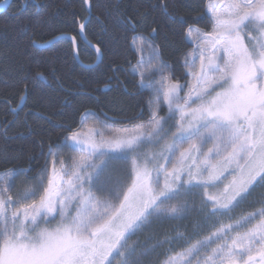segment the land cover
<instances>
[{
    "label": "snow or ice",
    "instance_id": "1",
    "mask_svg": "<svg viewBox=\"0 0 264 264\" xmlns=\"http://www.w3.org/2000/svg\"><path fill=\"white\" fill-rule=\"evenodd\" d=\"M83 6L91 12L92 0H83ZM160 7L167 11L166 0H161ZM209 7L205 24L211 31L202 32L187 22L181 29L189 38L197 32L203 41L194 52L184 54V83L174 71L171 78L165 77L171 65L163 59L155 41L158 30L147 23V17L123 18L122 23L131 28V46L141 52L147 48L158 61L154 75L160 80L148 84L139 72L143 60L133 66V74L141 77L139 86L153 94L134 118H147V123L131 139H104L97 132L102 138L96 141L93 128L82 129L90 118L105 126L111 118L86 110L82 119L67 127L55 153L49 150L50 176L46 167L34 190L15 191L16 177L23 170L5 167L0 173V264H113L114 251L122 264H141L136 248L127 246V234L154 219L177 218L187 204L174 206L170 201L194 188L200 189L208 210L206 220L212 221L215 231L183 254H163L167 255L163 264H178L179 257L198 254L211 243L217 246L196 264H264V206L236 223L239 228L256 221L243 233L233 234V225L213 219L233 212L256 188H264V0H229L227 20L212 0ZM84 28L85 24H79L81 32ZM69 39L75 44L77 37ZM93 47L103 54L98 45ZM111 70L115 73L119 68ZM49 71L55 74L57 69L50 64ZM163 101H167V115L160 114ZM141 135L157 143L171 136L172 142L165 143L159 154H144L141 160ZM76 148L81 155L69 157L71 171H66L59 157L65 149ZM105 149H118L120 154ZM177 153L171 168L159 162L171 163L167 155ZM120 158L131 160V169L124 181H112L106 175L109 163ZM12 162L4 160L5 165ZM229 168L234 178L225 185L221 177ZM99 193H108L111 200L105 203ZM34 199L38 203H27ZM57 219L54 229L41 227ZM179 264H192V260Z\"/></svg>",
    "mask_w": 264,
    "mask_h": 264
},
{
    "label": "trees",
    "instance_id": "2",
    "mask_svg": "<svg viewBox=\"0 0 264 264\" xmlns=\"http://www.w3.org/2000/svg\"><path fill=\"white\" fill-rule=\"evenodd\" d=\"M166 2L167 11L160 7L161 0H92L85 34L101 48L103 58L98 66L87 69L76 62L73 45L66 38L45 49L34 46L69 33L77 37L81 60L93 63L95 52L79 36V24L88 15L83 0H12L0 14V173L7 167L23 170L16 179L38 178L48 166L49 150L55 153L67 127L82 119L86 110L106 113L111 121L105 126L90 118L85 128L95 125L116 129L147 123V118H134L153 94L139 86L141 77L133 74V66L138 59L143 60L139 72L148 84L160 79L154 75L158 61L147 48L141 52L131 46V28L122 23L123 18L147 17V23L157 28L156 45L171 65L164 75L171 78L174 71L180 82H185L181 68L184 54L197 48L181 32L185 22L202 32L211 31L205 24L210 14L209 0ZM138 27L143 30L144 25ZM50 64L57 69L55 74L49 71ZM113 67L119 71L114 73ZM71 154L72 150L65 149L61 158L65 160ZM6 158L13 162L5 165ZM256 192L257 188L252 194ZM155 252L139 254L141 264H150L152 258L148 256L159 253Z\"/></svg>",
    "mask_w": 264,
    "mask_h": 264
},
{
    "label": "rangeland",
    "instance_id": "3",
    "mask_svg": "<svg viewBox=\"0 0 264 264\" xmlns=\"http://www.w3.org/2000/svg\"><path fill=\"white\" fill-rule=\"evenodd\" d=\"M212 3L217 5L216 10L218 12H221L222 19L227 20L228 17L225 14L227 12V8L225 7V5L229 3V0H212ZM209 12H210V7H209ZM190 39L196 44V47L198 43L201 45L203 44V41L200 39L199 34L195 31L191 33ZM188 82L189 83L191 82V78ZM180 83H184V82H180ZM217 90L219 91L220 89ZM162 107H165L166 111L161 112L160 114L167 115V101L162 102ZM140 125L141 124L133 127L116 128V129L111 128L110 126L101 128L99 126L91 125L82 130L87 131L88 128H93L94 129L93 136L96 141H99L102 138L101 135L96 134L97 132L102 133L104 139H109V138L131 139L137 136L136 129ZM139 140L144 141L143 144H140L138 146L139 157L142 160L144 154H148L150 157L159 154L163 150L165 143L172 142V137L168 136L165 140V143L162 142L157 143L156 140L151 139L146 135L139 136ZM186 146L187 145H185V147ZM211 146H212L211 143L207 145V147H211ZM105 150L113 153H117L118 155L120 154V150L118 149H105ZM80 155L81 153L79 152V149L76 148L72 150V154L68 156V158H66L65 160H63L61 156L59 157L65 162L66 171H71L69 167L70 164L69 157H72L73 159H78ZM178 157H179V153H177L176 156L167 155V160L170 161L171 163H166L164 160H161L159 162L163 164L165 167L171 168L172 164L176 162ZM55 159L56 157L53 156V160ZM149 166L151 167L152 165ZM47 167L49 168V176H50L51 165H48ZM56 168L59 169L60 165L56 164ZM130 169H131V160L122 159V158L112 159L111 162L109 163L106 175L112 181H124L128 176ZM231 170L232 169L229 168L227 171L223 173L221 177L225 185L228 184L229 181H231L234 178L232 175H229V172H231ZM44 171L36 180H27L24 178L23 180L16 179L15 191L22 192L25 190H34L38 182V179L43 178ZM237 175H239V173H237ZM68 178H69L68 176H65L64 180L66 181ZM163 179H164L163 176H161L160 177L161 186L163 185ZM211 191H215V190L213 189ZM199 193H200V189L194 188L191 190L190 194L185 193L182 197L170 201V204L174 206L183 203L187 204L186 210L181 212L177 218L172 219V218L162 217L160 219H154L152 223L147 225L152 224L155 226L143 225L129 232L126 236V243L128 248L135 247L137 256L139 254L143 256H147L150 254L151 251H152L151 254H153L156 253L155 252L156 250H158L159 253H157V255L155 254V256H148L149 258H152L150 264H163V261L167 259V255H163V254H169L172 256H176L177 254H183L192 245L197 244V241H204L206 237L210 236L211 233L215 231V228H211L212 221L206 220L208 215V210L204 208ZM98 195L100 196V199L105 203L111 200V197L108 195V193H99ZM262 202H264V188H257V192L249 196L248 199L243 203H241L238 207H236L233 212H230L225 216H217L213 219L214 220L219 219L221 223L224 225H228V224L233 225V234L237 231L241 233L246 232L256 223V221H252L251 223L244 224L243 227H239V228L235 227L236 223L241 220V217L247 216L249 213H252L256 211L258 208L264 206V203ZM27 203H38V199L27 201ZM101 211H103V205L101 206ZM105 215H107V213H105ZM58 223L59 220L57 219L52 224H48V225L42 224L41 227L42 228L47 227L49 230H52L57 226ZM133 237H135L134 240ZM136 239L138 240L134 244V241ZM222 242L223 241H220V243ZM216 246H217L216 243H211L209 247L201 248L198 254L194 252L192 256H181L178 258V264L179 261H187L189 259L192 260V264H196L198 260H203V258L206 255H210L211 249L215 248ZM110 259L113 260V264H122L121 257L115 256V251L113 252V255L110 257Z\"/></svg>",
    "mask_w": 264,
    "mask_h": 264
},
{
    "label": "water",
    "instance_id": "4",
    "mask_svg": "<svg viewBox=\"0 0 264 264\" xmlns=\"http://www.w3.org/2000/svg\"><path fill=\"white\" fill-rule=\"evenodd\" d=\"M12 0H3L0 2V13L6 11L10 4H11ZM88 11V10H87ZM92 16V11L89 12L88 11V15L86 17V19L82 22L83 24H85V28L83 30V32L80 31L79 29V36H80V39L86 44L88 45L96 54V60L93 62V63H84L80 56H79V43H78V40H76V43L73 44V55H74V58L76 60V62L83 68H87V69H91V68H95L96 66H98L101 61H102V58H103V54L102 55H98L95 51V48L93 46H96L94 43L90 42L87 37H86V34H85V29H86V26L88 24V22L90 21V18ZM71 36H74L72 34H69V33H61V34H58L56 36H54L53 38L45 41V42H41V43H34V46L39 48V49H45L49 46H51L52 44L56 43L57 41L63 39V38H66L68 40H70L69 38ZM59 38V39H57ZM49 41H52L51 44H49Z\"/></svg>",
    "mask_w": 264,
    "mask_h": 264
},
{
    "label": "crops",
    "instance_id": "5",
    "mask_svg": "<svg viewBox=\"0 0 264 264\" xmlns=\"http://www.w3.org/2000/svg\"><path fill=\"white\" fill-rule=\"evenodd\" d=\"M166 140V139H165ZM165 140H163V141H161L162 143H165ZM141 154H142V152H141Z\"/></svg>",
    "mask_w": 264,
    "mask_h": 264
},
{
    "label": "bare ground",
    "instance_id": "6",
    "mask_svg": "<svg viewBox=\"0 0 264 264\" xmlns=\"http://www.w3.org/2000/svg\"><path fill=\"white\" fill-rule=\"evenodd\" d=\"M1 14V13H0ZM82 23V22H81ZM87 37V36H86ZM88 46V45H87Z\"/></svg>",
    "mask_w": 264,
    "mask_h": 264
}]
</instances>
